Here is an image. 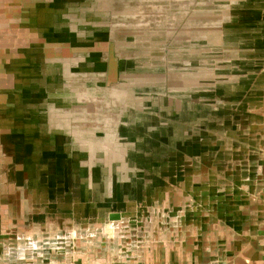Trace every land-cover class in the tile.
I'll list each match as a JSON object with an SVG mask.
<instances>
[{
	"label": "rangeland",
	"instance_id": "1",
	"mask_svg": "<svg viewBox=\"0 0 264 264\" xmlns=\"http://www.w3.org/2000/svg\"><path fill=\"white\" fill-rule=\"evenodd\" d=\"M95 1L0 2V264L194 235L246 153L230 110L264 92V0Z\"/></svg>",
	"mask_w": 264,
	"mask_h": 264
},
{
	"label": "crops",
	"instance_id": "2",
	"mask_svg": "<svg viewBox=\"0 0 264 264\" xmlns=\"http://www.w3.org/2000/svg\"><path fill=\"white\" fill-rule=\"evenodd\" d=\"M3 2L7 5L5 12L9 14L5 15V18L6 22H9L16 16L17 11L14 9L18 7L15 6L16 3H23V6L30 10L26 4L38 3L39 0ZM28 26L29 24L25 25L24 29L28 30ZM22 42L23 40L20 43ZM26 43L28 45L30 42L27 40L24 45ZM35 46L38 47L39 42ZM247 100L244 109L238 112L245 115L246 153L238 154L240 150L235 144L236 152L232 151L230 154L231 163L235 168L231 174L236 176L229 179L230 186L225 192L228 202L214 205L213 208L217 209L212 219L209 221L204 219L200 225H196V234L192 235L188 230L178 238L160 240L154 237L150 242H145L146 249L140 253L134 251V257L124 260L121 264H264V92L250 93ZM234 128L235 131L240 130L236 124ZM242 167L254 169L244 174L240 173ZM6 249L11 252L12 248L5 247L4 252L11 260L13 254L12 252L7 254ZM112 249L114 248L110 245L97 249L92 243L81 250H85V255L83 253L75 255L76 264H109ZM49 250L50 246H41L34 250V254L29 255L23 249L24 260L38 257L35 264H62V261H67L63 255L53 254L50 257Z\"/></svg>",
	"mask_w": 264,
	"mask_h": 264
},
{
	"label": "flooded vegetation",
	"instance_id": "3",
	"mask_svg": "<svg viewBox=\"0 0 264 264\" xmlns=\"http://www.w3.org/2000/svg\"><path fill=\"white\" fill-rule=\"evenodd\" d=\"M108 0H96L95 1V4L93 5L94 6V9H87V6L86 7H84L85 8V10L86 11H88L89 13H93V14H98V15H100L101 17H102V15L103 16H105V17H107L106 16V8H105V6L108 4ZM77 10V9H76ZM84 10V9H83ZM83 10H80V11H82L83 12ZM77 12V11H76ZM75 16H76V13H75ZM73 22L74 23H76V20H73ZM74 31H76V29H74ZM52 52V49H49V53H51ZM82 66H86V65H82ZM78 67V66H77ZM110 73H112V70L110 71ZM73 75V73H71V75H70V77ZM115 77H114V75H111V79H114ZM242 109H237V108H232L231 110H230V112H232V114L234 113H238L239 111H241ZM244 117H245V115H244ZM238 118H240V117H238Z\"/></svg>",
	"mask_w": 264,
	"mask_h": 264
},
{
	"label": "water",
	"instance_id": "4",
	"mask_svg": "<svg viewBox=\"0 0 264 264\" xmlns=\"http://www.w3.org/2000/svg\"><path fill=\"white\" fill-rule=\"evenodd\" d=\"M115 219H118V217H117V218H115Z\"/></svg>",
	"mask_w": 264,
	"mask_h": 264
}]
</instances>
